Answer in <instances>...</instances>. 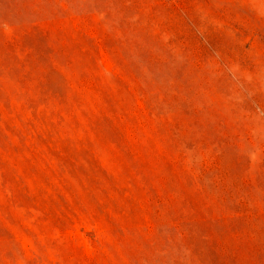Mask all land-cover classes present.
Masks as SVG:
<instances>
[{"label":"rangeland","instance_id":"374dc122","mask_svg":"<svg viewBox=\"0 0 264 264\" xmlns=\"http://www.w3.org/2000/svg\"><path fill=\"white\" fill-rule=\"evenodd\" d=\"M0 264H264V0H0Z\"/></svg>","mask_w":264,"mask_h":264}]
</instances>
